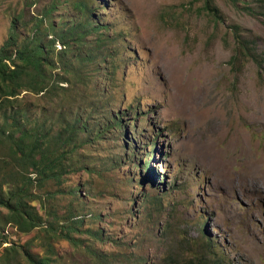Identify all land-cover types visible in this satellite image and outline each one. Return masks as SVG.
<instances>
[{
	"label": "rangeland",
	"instance_id": "1",
	"mask_svg": "<svg viewBox=\"0 0 264 264\" xmlns=\"http://www.w3.org/2000/svg\"><path fill=\"white\" fill-rule=\"evenodd\" d=\"M205 1L0 0V47L15 20L21 43L43 20L53 78L65 80L24 92L29 114L87 126L60 182L36 188L53 195L47 221L82 218L78 240L12 227L10 240L42 256L51 245L53 264H158L206 242L227 264H264V66L231 63L236 26L264 57V5L211 0L216 18ZM78 25L85 35L65 48L59 35Z\"/></svg>",
	"mask_w": 264,
	"mask_h": 264
},
{
	"label": "trees",
	"instance_id": "2",
	"mask_svg": "<svg viewBox=\"0 0 264 264\" xmlns=\"http://www.w3.org/2000/svg\"><path fill=\"white\" fill-rule=\"evenodd\" d=\"M260 2L264 5V0ZM205 4L206 10L218 18L212 1L206 0ZM79 6L89 11L87 4ZM15 22L0 47V264H53L56 259H52L54 249L51 245L49 253L35 255L31 252L30 242L20 244L10 240L8 228L12 227L21 235L42 230L48 239L62 236L73 243L78 240L71 234L78 231L77 226L83 222L82 218L77 213L76 216L71 214V224L62 227L47 221L46 216L51 215V212L46 203L53 195L48 193L44 198L36 188H43L48 180L60 182L61 176L67 171L64 160L77 149L76 140L87 128L83 122L86 119L80 116L75 122H66L63 128L57 130L55 122H43L29 114L21 98L24 92L34 95L55 93L57 88H62L59 84L65 80L53 78L54 69H58L50 59L55 41L43 42L40 37L43 20L35 28L37 35L25 43L19 41ZM81 28L82 25H78L70 29L68 35H59L58 39L65 48L73 36L82 38L85 35L79 31ZM234 29L237 53L231 63L234 64L239 56H244L262 68L264 57L257 54L255 46L240 33L239 27ZM63 65L64 74H73L77 81L82 78L69 64ZM120 118L118 116L111 120L112 125L109 126H122ZM72 193L77 195L78 189ZM56 216L53 215V218ZM95 234L100 236L99 232ZM200 250L195 253L187 248L185 254L182 251L176 256L168 254L158 264H227L217 257L211 243H204ZM188 253H191L189 257Z\"/></svg>",
	"mask_w": 264,
	"mask_h": 264
}]
</instances>
